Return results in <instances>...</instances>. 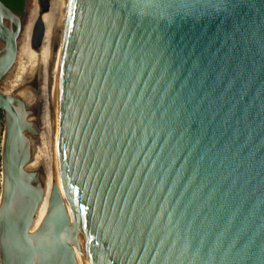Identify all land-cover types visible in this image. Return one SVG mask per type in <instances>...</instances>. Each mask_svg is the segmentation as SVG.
I'll use <instances>...</instances> for the list:
<instances>
[{
	"label": "water",
	"instance_id": "1",
	"mask_svg": "<svg viewBox=\"0 0 264 264\" xmlns=\"http://www.w3.org/2000/svg\"><path fill=\"white\" fill-rule=\"evenodd\" d=\"M36 2L6 94L0 0V264H264V0Z\"/></svg>",
	"mask_w": 264,
	"mask_h": 264
},
{
	"label": "bare ground",
	"instance_id": "2",
	"mask_svg": "<svg viewBox=\"0 0 264 264\" xmlns=\"http://www.w3.org/2000/svg\"><path fill=\"white\" fill-rule=\"evenodd\" d=\"M29 3V2H28ZM38 11H39V7H38V5L36 4V7H35V10L33 11V13L29 16V21H28V24L27 23H23L24 25H23V30H22V33H21V35H20V39H19V41L21 42V44H22V48L20 49V48H18V52H17V58H18V56L20 55V56H22V59H24L25 61L23 62L24 63V65H22L23 67L20 69V70H22V73H21V71L20 72H18V73H20V77H18L19 78V80L15 83V82H13V83H15V84H13L12 85V87H10V89L9 88H6V90H4V91H2V92H4V93H6V94H8V93H11V92H18L19 91V89H20V87H21V85H22V83H23V80H24V77H25V75H26V72H27V69H28V67H29V64H30V62H31V59H32V55H33V49L31 48V41H32V31H33V25H34V22H35V20H36V18L38 17ZM24 20V19H23ZM20 53V54H19ZM17 58H16V61H17ZM20 58V57H19ZM16 61H15V64H16ZM22 63V62H21ZM15 64L13 65V67H12V69H11V71L13 70V68H14V66H15ZM20 65V66H21ZM11 71L8 73V76L6 77V79L9 77V76H11L12 74H11ZM11 74V75H10ZM14 77V76H13ZM17 79V78H16Z\"/></svg>",
	"mask_w": 264,
	"mask_h": 264
},
{
	"label": "rangeland",
	"instance_id": "3",
	"mask_svg": "<svg viewBox=\"0 0 264 264\" xmlns=\"http://www.w3.org/2000/svg\"><path fill=\"white\" fill-rule=\"evenodd\" d=\"M36 1L37 0H28L29 3L27 4V8H26L27 14H26V18H24L25 19L24 24L25 23L28 24V21L30 19L29 16L35 10L36 4H37ZM20 45L22 46L21 42H19V45H18V47L21 49L22 47ZM0 48H1V45H0ZM24 61L25 60L22 59V56L19 55L18 58H17L16 64H15L13 70L11 71V74L12 75L10 74L11 76H9L7 79H5L4 82L2 83V91L6 90V88H9L10 89V87H12V85L15 84L19 80L18 77H20V73H18V72L21 71V73H22V70H20V69L23 67L22 65H24V63H23ZM13 82H15V83H13ZM2 131H3V120H2V116L0 114V148H1ZM0 178H1V169H0Z\"/></svg>",
	"mask_w": 264,
	"mask_h": 264
},
{
	"label": "trees",
	"instance_id": "4",
	"mask_svg": "<svg viewBox=\"0 0 264 264\" xmlns=\"http://www.w3.org/2000/svg\"><path fill=\"white\" fill-rule=\"evenodd\" d=\"M6 6L10 7L11 9L21 12L23 0H1Z\"/></svg>",
	"mask_w": 264,
	"mask_h": 264
}]
</instances>
